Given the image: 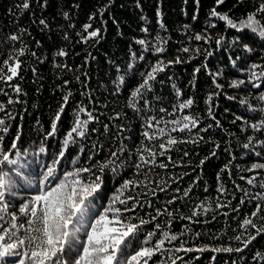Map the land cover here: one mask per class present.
Segmentation results:
<instances>
[{"label":"trees","instance_id":"16d2710c","mask_svg":"<svg viewBox=\"0 0 264 264\" xmlns=\"http://www.w3.org/2000/svg\"><path fill=\"white\" fill-rule=\"evenodd\" d=\"M25 2L28 9L22 7ZM262 4L264 0H224L219 5L217 0H0V71L10 75L8 67L20 63L16 77L8 82L0 80V104L5 109L0 111V119L5 121L0 127L8 128L6 133L0 131V148L9 151L16 141L18 150L27 149L23 171L35 180L34 173L50 165L62 150L64 156L56 165L60 178L84 167H92L99 175V164L123 146L122 164L116 172L104 170V182L89 198L92 203L88 210L98 213L107 208L125 181L138 184L123 193L122 198L131 196L134 200L115 205L121 210L135 207L134 212L123 213L135 217L133 222L140 218L150 221L141 228L133 248L141 246L148 232H156L153 244L164 231L179 237L171 243L166 241V250L157 252L149 264H172L173 259L176 264H264V233L256 235V229L245 231L241 227L245 218H251L257 228L264 226L260 218L264 217V200L255 198L264 193L260 187L264 169L248 171L253 164L264 163V144L258 143L264 141V128L255 131L250 126L264 120V100L260 99L264 96V39L248 28L238 31L211 16L215 9L238 23L255 14L264 24V12L259 11ZM85 25H91L87 32ZM94 30L99 35L87 38ZM198 34L205 39L196 40ZM12 35L18 39L12 40ZM139 39L148 44H137ZM217 40L221 41L219 46ZM157 46L164 51L156 52ZM184 48L189 51L184 52ZM61 50L66 55H57ZM230 57L236 61L235 67ZM177 58L180 63L175 62ZM158 61L167 65L165 70L150 81L151 90L138 98L135 109L130 107L132 91ZM252 65L259 66L254 69L259 78L252 77ZM119 77H123V84ZM240 80L244 83L232 86ZM17 86L20 93L14 90ZM65 96H69L68 103L55 135L49 136ZM189 98L193 100L191 107L178 110L179 103ZM9 99L19 103L9 104ZM81 107L86 110L80 113L81 120H87V112L94 119L88 122L84 137L74 134V142L65 148L63 142ZM210 108L215 119L209 115ZM184 115L196 118L197 126L191 131L171 132L173 125L166 122L182 120ZM237 116L243 119L237 120ZM153 117L160 122L158 127H166L168 135L151 140L142 135L155 131L147 127ZM203 128L208 130L201 131ZM169 136L187 142L169 146ZM249 138L252 142L246 149L243 145ZM161 143L167 150L159 147ZM41 147L44 153L39 152ZM141 148L156 153L154 164L142 163L140 156L152 157L147 151H139ZM138 163L142 165L139 169L135 166ZM83 176L94 179L89 173ZM253 177V184H249ZM19 183L23 198L35 193L36 189L27 188L24 181ZM21 202L20 197L13 198L9 211H18ZM257 204L261 211L252 217ZM193 211L197 215L193 216ZM242 232V240L256 235L246 248L234 239ZM181 242L184 248L206 250L174 251ZM227 247L243 251H211Z\"/></svg>","mask_w":264,"mask_h":264},{"label":"snow or ice","instance_id":"6c2138e0","mask_svg":"<svg viewBox=\"0 0 264 264\" xmlns=\"http://www.w3.org/2000/svg\"><path fill=\"white\" fill-rule=\"evenodd\" d=\"M199 0H197V3ZM224 0H217V4L223 3ZM22 7L24 9L29 8L27 2L23 3ZM103 10H101L102 13ZM260 12H264V4L261 5ZM158 17L160 13H157ZM211 16L218 17L220 20L226 22V26L230 28H236L238 31L248 28L251 32L256 33L261 39H264V24H261L259 20L256 19L255 14H249L245 19H241L238 23L231 19L227 14H221L216 12L215 9L212 10ZM41 24L45 22L40 21ZM160 27L164 28L162 20L159 21ZM91 25H85V32ZM215 27V25H211ZM147 33L148 29H143ZM99 35L98 30H94L88 34L87 38H93ZM12 40H17L16 35L11 36ZM157 42H160V38L157 37ZM196 40L205 39L199 34L195 36ZM207 42V40H206ZM137 44L147 45L148 42L145 39H139L136 41ZM221 43L217 40V45ZM249 52L252 49L248 48L247 45L244 46ZM156 52L164 51L163 47L157 46L155 48ZM184 52H188V48L183 49ZM23 55V51L20 53ZM212 53L209 52L208 55ZM59 56H64L66 53L61 50L57 53ZM135 54H133V59H135ZM143 59V57H139ZM231 60V57L229 58ZM236 59H239L237 57ZM180 63L179 58L175 61ZM233 66H236V61L231 60ZM7 64V61L5 62ZM173 63V61H168V64ZM167 65L163 61H158L156 65L152 66L151 70L147 72L144 76L143 83H141L135 90L132 91L130 97L129 106L135 109V104L138 102V98H143L146 91L151 90L150 81L156 79V74L163 72ZM131 68L132 65H129ZM252 77H257L254 69L259 67L258 65L251 66ZM20 68V63L17 62L13 66L8 67V72L10 75H4L0 71V80L5 82L11 81L18 74V69ZM119 70V69H118ZM199 72L200 69L195 70ZM142 75H144L142 73ZM214 74L213 82L215 83ZM264 75V73H262ZM119 83L123 84V77H119ZM251 82V81H250ZM244 81L239 82L234 81L232 86L239 87ZM254 87H259V84H254ZM217 88L221 85L217 84ZM15 92L20 93L21 89L17 86L14 88ZM6 94V93H5ZM71 93H69V96ZM177 95L180 93L177 91ZM69 96L64 97V103L61 105L59 111L57 112L53 123L51 125V132L48 133L49 136L55 135L57 130V122L61 118V114L64 113L65 105L68 103ZM212 97L209 96L208 100L211 101ZM264 100V96L260 97ZM19 103V101L8 100L9 104ZM241 103H246V101H241ZM193 104L191 98L179 103L178 110H183L190 108ZM251 107V106H249ZM3 104H0V111H4ZM164 111V109H161ZM264 111V109H261ZM84 108H80L76 113V118L74 125L71 130L67 133L65 140L63 142L64 147L71 142H74L75 136L84 137L87 131L88 122L93 120L94 117L90 112H87V120L80 119V113H85ZM209 115L212 116L211 108L209 109ZM237 120L243 119L237 116ZM155 121V124L153 123ZM235 122V121H234ZM159 121L155 120L153 117L148 121L147 127L149 129H154L153 132L145 131L142 135L146 139H155L157 137H164L168 135V131L165 128L158 127ZM197 119L188 115H184L182 120H172L166 122L167 124L173 125L170 129L171 132L175 131H191L192 128L197 126ZM247 123V121H245ZM5 125L4 119H0V126ZM191 125V127H190ZM217 126L219 122L217 121ZM255 131H260L264 128V120H260L257 123L250 125ZM208 127H211L209 125ZM107 130V125H105ZM207 128L201 129V131H207ZM0 131L7 132L8 128L0 127ZM2 137H0V143H2ZM19 139V136L16 138ZM202 139V137H201ZM178 142L175 138L169 136L166 143L171 146ZM196 142V141H192ZM252 142V138H249V143L244 144V148H249ZM259 144H264V141H259ZM161 149H166L165 143L159 145ZM218 147V146H217ZM14 150V157H13ZM124 148L121 146L117 151H112L108 160L99 164L98 171L99 175L93 171L92 167L77 168L72 172H66L63 174V178L57 175L56 165L60 163L61 158L64 156V151L59 153V156L53 159L50 165H44L43 170L34 173L36 179H30L25 175L24 169L26 164L24 162L25 157L29 155L27 149L23 152L17 149L16 141H13L11 150L4 151L0 148V264H149L152 257L161 250L164 249L165 242H173L179 239L177 235H170L167 231L161 233L162 238L157 239L153 244V237L156 236V232H148L141 242V246L138 249L133 248V241L137 240L139 232L143 225L150 223V221L140 218L138 223L133 222L135 217H125L124 212H134L135 207H128L123 210L116 208L115 205L127 204L128 200H134V197H123L125 190H129L131 187H139L133 181H125L121 189L117 190V194L113 196L109 206L104 208L101 212H90L88 209L92 203L89 199L94 197V195L100 190L103 184V172L106 168L111 171L116 172L117 168L122 164L120 161V155L123 153ZM139 151H147L152 157L151 160L145 159L140 156V160L143 164H154L156 153L152 152L151 149L141 148ZM40 153L45 152V148L41 147L39 149ZM215 153H213L214 155ZM257 156L260 153H255ZM163 155V152L160 153ZM91 159V157H90ZM75 163V161H73ZM203 164V161H201ZM139 169L142 165L140 163L135 165ZM160 167H165L164 164H160ZM257 169H264V163L253 164L248 171H255ZM89 173L94 179H85L83 174ZM24 181V186L27 188H35L34 194H31L28 198H23L19 191L21 187L19 181ZM243 179V177H242ZM255 177L249 179L247 182L253 184ZM146 186V185H145ZM261 188H264V183L260 184ZM177 191H179L177 189ZM191 191V189H188ZM218 191L223 192L222 188ZM187 195V191L185 192ZM20 197L22 202L18 207V211H9L13 207V198ZM259 200H264V193H258L255 197ZM169 201L170 203L174 202ZM86 201L88 202L86 204ZM243 203V201H241ZM218 207L220 205H217ZM205 212L208 211L207 208L203 209ZM261 211V205L257 204L256 211L252 213V217H257ZM160 213L158 212V215ZM170 215V213H169ZM197 215L193 211V216ZM23 218V219H22ZM264 219V217H260ZM155 219V217H153ZM190 219V218H189ZM159 229V225L156 226ZM241 227L247 231L249 227L256 229V235L264 233V226L257 228L256 224L253 223L251 218H245L241 224ZM243 232L240 235L234 237L235 240L241 241L246 248L253 240L256 239V235L249 234L246 240H242ZM181 242V247L174 249L176 252H191V251H205V248H184ZM133 248L132 252L128 249ZM214 252H233V251H243V249L237 248L233 249L231 247L227 248H214L211 249ZM257 256H260L257 253ZM179 259H183L180 257ZM215 259V257H213ZM172 264H176V260H172Z\"/></svg>","mask_w":264,"mask_h":264}]
</instances>
